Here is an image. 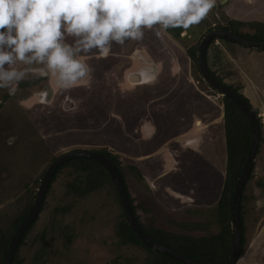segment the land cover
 Returning <instances> with one entry per match:
<instances>
[{
  "label": "crops",
  "instance_id": "1",
  "mask_svg": "<svg viewBox=\"0 0 264 264\" xmlns=\"http://www.w3.org/2000/svg\"><path fill=\"white\" fill-rule=\"evenodd\" d=\"M214 1L218 10L216 16H211V10H208L201 19L204 23L197 24V34L194 33V24L189 26V30L182 28L180 37H184L183 40L196 42L210 27L227 26L231 21L247 23L246 29L250 23H264V0ZM173 29L162 31L160 36L156 35L154 29H145L142 40L126 41L124 45L113 43L109 53L104 56L95 50L81 54L79 58L90 65L91 73L69 88L59 87L44 66L36 64L39 67L36 70L44 74L45 79L42 78L43 81L36 86L38 88H33L28 97L18 101V108L20 112L25 106L40 109L32 112L26 107L23 115L28 127L24 128L20 126V113L14 111L13 105L10 114H18L17 132L9 133L8 138H4L1 120L7 116L3 110H6L5 104L10 100L0 106V157L1 149L5 148L3 146L6 145L7 151H12L16 148L13 145H20V137H38L41 148L29 145L22 150V154L30 157L26 159L30 162L27 164L28 172L17 183L16 191L11 190L8 194L4 192L13 183L14 173L20 169L13 166L11 173H0V200L18 193L29 177L38 171L40 164L50 156L52 145L49 137L46 130L35 122L33 114H41L42 110L49 123L53 119V116L48 115L50 109L60 106L67 112L69 102L72 105L71 112L78 113L79 117L70 112L71 115L66 119L74 120L73 131L78 137L77 142L82 144L99 142L100 134H95L91 125H99L103 120L97 110L99 103L103 104L109 116L102 123H110L107 129L111 127L110 130L124 146L123 155L129 162V173H137L146 188L153 193L160 208L176 210L196 205V202L215 201V194L219 199L225 179L223 185L218 183L219 179L213 185L211 182L215 175L225 177L222 172L226 167L225 149L222 146V139L225 141L224 106L196 86L193 64L188 54L191 45L181 44L179 37L174 35L177 31ZM68 39L71 42V38ZM226 45L233 48L228 42ZM220 48L226 51V48ZM26 66L21 64L19 67ZM139 70L143 72L142 79L132 81L131 75ZM28 78L29 75L21 81L27 82ZM11 97V102L17 101V98ZM52 98L58 102L52 101ZM87 105L95 106L96 110L89 114ZM82 115L90 118L85 119ZM44 119L39 120L45 123ZM83 122L88 124L83 127ZM43 126L52 129L51 125ZM90 127L92 132L89 131ZM87 129V134H94L92 137L82 136ZM66 133V130H62L58 139H66ZM12 138L15 143H12ZM214 147L217 149L214 150ZM218 155H221L222 160L216 162L220 163L214 162ZM220 165L222 168L219 169ZM2 167L5 166L0 163V169Z\"/></svg>",
  "mask_w": 264,
  "mask_h": 264
},
{
  "label": "rangeland",
  "instance_id": "2",
  "mask_svg": "<svg viewBox=\"0 0 264 264\" xmlns=\"http://www.w3.org/2000/svg\"><path fill=\"white\" fill-rule=\"evenodd\" d=\"M216 7L217 5L209 9L211 10V16H216L218 13ZM199 22L204 23V20H200ZM198 23L194 24L195 34H197L198 31ZM243 27L242 30H249V33L254 32V29H252L251 26H247V29L246 25ZM189 28L190 27L187 29L189 30ZM181 29L182 28H175L177 33L174 34L179 37L181 44L184 46H193L197 44L198 46L200 39L196 40V42L188 39L183 40L184 37H180ZM226 42L232 45L233 48L227 46ZM217 43L220 44L217 45ZM220 47L226 48V51ZM191 61L193 64L192 73L195 76L196 86L209 96L216 99V102L224 106V96L211 88L204 81L197 66V62H195L197 66L195 67L194 61L192 59ZM208 64L219 78L228 85L238 88L240 92L249 99L251 105L258 113L262 124L261 139H263L261 140L258 149L251 178L248 180L244 189V199L242 200L245 242L241 258L237 264H264V51L249 48L231 40L219 39L218 42L215 40L209 48ZM20 65L21 63L17 62L16 67L26 70V67L28 66L19 67ZM44 69L46 70V68ZM139 71L135 73H138ZM44 77H33L31 78L30 84H28L30 80L27 82L20 81L15 93L11 95L7 88H0V106L4 104V102L7 103L10 100L5 104L7 105L5 107L6 110H3V113L7 116L1 120V123L4 126V138H8L9 133L15 134L17 132L15 127L18 126V114H10L12 113L13 105L14 111L20 113V126H24V128L28 127L25 114L23 115V111H26V107L32 112L36 110L38 112L40 109L25 106L20 112L18 101L22 98L25 99L30 92L32 93V90L38 88L36 86L45 79ZM11 96L17 98V101L11 102V99H13ZM53 100L56 101V98H52V101ZM25 103L30 105V102L28 101ZM99 105L100 107L97 110L101 113L100 117L103 120H106L109 114L106 113L103 104L99 103ZM68 106H70L67 110L68 113L64 112L60 106L58 108L54 107L50 109V114L48 115L53 116V119H55L54 121L52 119V121L49 122L50 124L46 121L47 118L42 113V110L40 111L41 114H33L35 122L39 123L38 125L46 130L45 132L49 137L48 140L51 142L52 150L50 151L48 159H45L40 164L38 171L29 177L18 193L9 198H5L4 200H0V229L3 230L9 226L8 224L11 222L14 215L30 203L31 195L33 193H35L36 198L37 189L43 173L55 157L66 151L86 148L93 150L107 149L119 157L121 167L124 169L129 191L135 198V202L141 205L138 208L140 218L147 225L163 226L168 230L196 236H208L220 232L221 227L217 221L218 213L216 210L219 199L216 197V194L214 195L215 201L212 200L210 202L202 203L196 202V205L182 207L181 209L176 210L160 208L152 196L153 193L146 188L144 185L145 183L141 181L137 173H129L130 165L128 160L125 159V155H123L124 146L118 141V136L114 135L115 133L110 130L111 127L107 129V126H109L110 123L103 124L102 120L99 125H91L94 127V133L100 134L98 143H79L77 142L78 137L73 131L75 125L74 120L69 121L66 119L71 115L70 108L72 105L70 102L68 103ZM77 110L81 111L80 109ZM86 110L91 114L93 110H96V107L87 105ZM73 114L78 116V113ZM86 117L87 115L83 116L85 119L90 118ZM39 119H44L46 122H41ZM7 121L9 124H7ZM88 122H83V127H85ZM224 122L225 120L223 118V126L225 130ZM43 124L51 125L52 129H48V127L45 129V125L43 126ZM62 130L67 131L66 139L68 140L58 139ZM88 130L89 129L85 130L82 136L92 137V135H94L92 133L87 134ZM92 130L93 129L90 127L89 131L92 132ZM0 134H2L1 128ZM26 138L22 139L20 137L18 140H22L20 145H13L16 147V150L13 149L12 151H7L6 145L3 146L5 148L1 149L2 155L0 157V163L5 167L0 169V173H11L13 166L15 169H20L16 173L13 172L15 178H13V183L10 184L9 188L4 190L5 193L11 190L13 192L14 190L16 191V188H18L17 183L24 177V174L28 172L27 164L30 161H26V159L30 157L22 154V150L29 145H35L36 149L41 148L38 137L32 135L30 138ZM11 140L12 143H15L13 138ZM64 142L67 143L65 144ZM222 142L226 157L225 168H227L226 135L225 141L222 139ZM216 149L217 147H214V150ZM217 160H220L221 162V155L216 156L214 162ZM214 162L212 161V165ZM220 168H222L221 165L219 166V169ZM225 168L222 172L225 173L226 177ZM75 173L74 167L71 166L64 167L58 172L46 197L43 209L37 216V220H35L36 222H33L34 225L30 229L25 244L20 247L22 264H145L144 261L147 256L146 250L140 246L124 244L121 238L116 234L115 225L120 221L122 208L113 186H106L101 190L93 191L85 197L75 199L73 195L68 194L67 188V183L74 178ZM225 177H217V175H215V179H212L213 181L211 182L212 185L218 179V183L223 185ZM219 188L218 190H220ZM222 190L219 193L220 196ZM35 198H33L32 205ZM70 237L72 238L70 239Z\"/></svg>",
  "mask_w": 264,
  "mask_h": 264
},
{
  "label": "clouds",
  "instance_id": "3",
  "mask_svg": "<svg viewBox=\"0 0 264 264\" xmlns=\"http://www.w3.org/2000/svg\"><path fill=\"white\" fill-rule=\"evenodd\" d=\"M214 0H0V88L14 94L26 70L43 65L61 88L91 73L79 57L107 55L113 43L140 41L145 29L157 36L187 29ZM71 38V42L69 39ZM261 122V121H260Z\"/></svg>",
  "mask_w": 264,
  "mask_h": 264
},
{
  "label": "trees",
  "instance_id": "4",
  "mask_svg": "<svg viewBox=\"0 0 264 264\" xmlns=\"http://www.w3.org/2000/svg\"><path fill=\"white\" fill-rule=\"evenodd\" d=\"M245 25H247V23L231 21L227 26L215 25L213 27H210L208 31L213 28H224V29L232 30L238 33L239 35H242L249 39L258 40V41L264 40V23H259V22L250 23L251 28L254 29L253 33H249L248 31L246 32L241 31L240 29ZM173 31L175 32L176 30L173 29ZM221 40H228V39L222 38ZM214 42L215 40L211 42V45ZM196 49H197V44L189 47L188 49V54L191 57V59L194 61V63L196 62ZM207 61H208V51H207ZM195 67H197L196 63H195ZM209 70L211 74L214 77H216L220 82L225 83L221 78H219L215 74V72L210 68V66H209ZM228 86L234 89L240 95H242L244 99L248 103H250L249 99L242 92H240L238 88L232 85H228ZM223 103L225 109L224 123H225V135H226V144H227V168H226L224 187L216 207L218 213L217 221L221 227L220 232L217 234L208 235V236L205 235L196 236V235L168 230L163 226L147 225L140 218L138 208L141 205L135 202V198L131 195L129 191V188L127 186V181L125 179L124 169L121 167V161L119 157L107 149L97 150L98 152L108 156L110 160H112L119 169L125 182L132 211L135 217L137 218V220L139 221V223L141 224V226L143 227V229L146 231V233L149 236H151L153 239L157 240L158 242L163 243L171 248H174L179 252L189 257H192L204 264H224L230 256L231 247H232V231L230 227V222H231L232 198L234 192L233 189L236 184L237 178L239 177L240 172L243 168V165L246 161V157L248 155L249 145L251 141V126L244 112L234 101H232L230 98L226 96L223 97ZM261 128H262V124H261ZM68 166L74 167V170L76 172L74 178L67 183L68 194L73 195V197L76 199L80 197H85L86 195H89L93 191L101 190L102 188L111 185L115 189L117 199L121 205L119 195L116 189V185L109 171L105 168V166L102 165L97 160L91 158L79 157L66 162L56 171L46 191L45 199L43 200L41 210L43 209L46 197L49 193L52 183L55 181L57 177L58 172L62 168ZM251 175L249 176V179L251 178ZM33 198H35V193L31 195L30 203H28L24 207V209L18 211L16 215H14L13 219L8 224L9 226L4 228L3 230L0 229V264H2L3 262L9 241L14 231L17 229L19 224L23 221V219L26 217V215L32 208ZM243 199H244V192L242 194V200ZM242 200H241L240 211H241V223H242V242L244 245L245 240H244V222H243V214H242L243 213ZM34 223L28 228L23 238L21 239L15 251L11 264H22V258L20 256V247L25 244L26 238ZM115 228H116L117 236L121 238L124 244H132V245L140 246L141 248L146 250L147 256L144 261L145 264H184L181 261L171 256L162 254L146 246L138 238V236L135 234V232L126 222L122 209H121L120 221L115 225ZM71 238L72 237H70V239Z\"/></svg>",
  "mask_w": 264,
  "mask_h": 264
},
{
  "label": "water",
  "instance_id": "5",
  "mask_svg": "<svg viewBox=\"0 0 264 264\" xmlns=\"http://www.w3.org/2000/svg\"><path fill=\"white\" fill-rule=\"evenodd\" d=\"M228 39L235 43L242 44L249 48L257 49L264 51V40L258 41L249 39L238 33L224 29V28H213L207 31L202 38L200 39L197 49H196V62L200 70L202 78L204 81L214 90L218 91L221 95L230 98L234 101L240 109L246 115L250 126H251V141L249 145L248 155L246 161L243 165V168L240 172L239 177L237 178L236 184L234 186L233 198H232V208H231V229H232V247L228 260L224 264H237L241 258V253L243 249L242 242V223H241V200L242 194L248 182L249 176L252 173L254 168L255 160L257 157L258 149L261 143L262 137V128L260 124L259 115L256 112L255 108L248 103L242 95L236 92L234 89L229 87L227 84L220 82L216 77H214L208 66L207 61V51L213 40L219 39ZM39 67L34 65H28L26 67V75H29L28 78L31 81V78H41L44 77V74L38 72L36 69ZM45 68V67H44ZM41 74V75H38ZM143 72L133 73L131 79L138 80L142 77ZM79 157L91 158L99 161L105 168L109 171L119 195L121 202L122 211L124 213L126 222L135 232L138 238L151 249L160 252L162 254L171 256L184 264H204L192 257H189L178 250L171 248L163 243L158 242L149 236L146 231L143 229L137 218L135 217L132 207L130 205L128 192L125 186L124 179L115 165V163L110 160V158L97 150L93 149H74L66 151L61 155L55 157L53 161L47 166L46 170L43 173L39 187L37 189V194L35 201L32 205V208L19 224L17 229L14 231L2 264H11L14 257L15 251L23 238L24 234L30 227V225L36 220L39 215L42 207L43 200L45 199L46 191L51 183L52 177L56 171L66 162Z\"/></svg>",
  "mask_w": 264,
  "mask_h": 264
},
{
  "label": "built area",
  "instance_id": "6",
  "mask_svg": "<svg viewBox=\"0 0 264 264\" xmlns=\"http://www.w3.org/2000/svg\"><path fill=\"white\" fill-rule=\"evenodd\" d=\"M214 6H216V3H215V1H214V4H213L212 8H213ZM216 42H218V40H216Z\"/></svg>",
  "mask_w": 264,
  "mask_h": 264
},
{
  "label": "bare ground",
  "instance_id": "7",
  "mask_svg": "<svg viewBox=\"0 0 264 264\" xmlns=\"http://www.w3.org/2000/svg\"><path fill=\"white\" fill-rule=\"evenodd\" d=\"M142 79V78H141ZM133 81V80H132Z\"/></svg>",
  "mask_w": 264,
  "mask_h": 264
}]
</instances>
